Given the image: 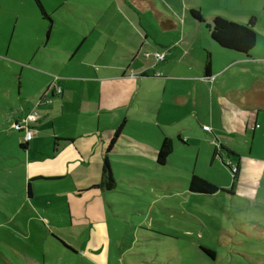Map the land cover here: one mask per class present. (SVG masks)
Returning a JSON list of instances; mask_svg holds the SVG:
<instances>
[{
    "label": "crops",
    "instance_id": "obj_1",
    "mask_svg": "<svg viewBox=\"0 0 264 264\" xmlns=\"http://www.w3.org/2000/svg\"><path fill=\"white\" fill-rule=\"evenodd\" d=\"M41 3L51 24L35 0H0V35L8 39L0 57L18 72L17 92L12 86L5 89L7 98H18L9 119L17 123L37 114L30 124L32 140L24 142L23 131L16 136L29 157L24 164L27 192L20 194L17 208L21 216L16 220L0 209L15 222L13 233L0 230L14 245L4 236L0 245L18 260L0 256L10 264H61L53 250L60 246L70 261L75 256L87 261L77 264H137L123 244L115 253L118 243L110 226L125 194L141 187H131L134 180L145 185L187 182L190 192L194 174L214 183L199 167L203 158L213 163L220 156L238 167L237 180L249 183L251 177L240 173L244 162L264 160L259 156L264 149V57L220 47L207 28L217 16L239 24L255 18L257 45L264 35L258 29L264 0ZM191 10L199 11L204 22L194 19ZM157 52L164 54L163 61L156 60ZM208 55L210 75L205 71ZM120 125L107 154L117 186L94 187ZM166 138L174 150L159 165L157 153ZM244 150L247 156L240 153ZM129 196L135 200L144 193ZM130 203L131 208L146 205Z\"/></svg>",
    "mask_w": 264,
    "mask_h": 264
},
{
    "label": "rangeland",
    "instance_id": "obj_2",
    "mask_svg": "<svg viewBox=\"0 0 264 264\" xmlns=\"http://www.w3.org/2000/svg\"><path fill=\"white\" fill-rule=\"evenodd\" d=\"M259 11H262L261 7ZM1 24L2 20L0 27ZM258 29L262 31L260 33L264 32L263 13ZM263 36L252 51L262 57ZM7 41L0 35V48ZM3 59L0 57V209L8 211L9 216L17 220L16 215L21 216L17 211L20 194L27 192L24 164L29 157L20 149L16 138L20 133L13 129L14 121L9 119L18 98L10 99L5 94L8 86L17 92L18 72ZM240 153L247 156L248 150ZM253 154L258 157L256 151ZM260 155H264V149ZM256 162L255 165L244 162L240 171L242 176L251 177V182L236 179L233 187V174L219 157L213 163L203 158L199 169L219 187L213 195L190 193L187 182H149L145 185L134 180L131 187H141L125 194L123 202L117 205L116 217L110 220L116 236L111 234V238L118 243V248L113 245L115 253L119 255V246L123 244L124 250L129 249V255L137 259V264H264V160ZM136 191L143 192L144 197L134 200L129 196ZM131 201H146V205L131 208ZM7 217L0 213V230L13 233L15 222L7 221ZM3 236L14 245L0 231V238ZM76 248L84 256L80 243ZM53 250L59 253L61 264L87 262L81 256L70 261V257H65L68 252L60 246ZM205 250L213 251L216 257ZM49 251L53 254L51 248ZM0 252L11 262L18 260L8 246L2 248L0 245ZM55 257L51 261L55 262ZM0 264L10 263L0 256Z\"/></svg>",
    "mask_w": 264,
    "mask_h": 264
},
{
    "label": "trees",
    "instance_id": "obj_3",
    "mask_svg": "<svg viewBox=\"0 0 264 264\" xmlns=\"http://www.w3.org/2000/svg\"><path fill=\"white\" fill-rule=\"evenodd\" d=\"M35 4L41 17L49 21L51 24L52 20L47 14L43 4L41 3V0H35ZM190 14L197 21L204 22L203 17L199 11L191 10ZM254 24H255V18H252L248 24H239L230 21L226 18L217 16L214 19H212L210 24L207 25V28L211 39L215 41L220 47L242 53L247 57H251L252 50L256 46L257 38H258L257 32L253 28ZM210 69H211V57L210 55H208L205 65V71L207 75H210ZM121 129H122V125L118 127L109 145L107 146L106 157L102 168L101 182L95 185L94 187H98L106 190H114L117 186V182L114 179L113 174L111 172V167L109 164L107 154L108 152H110L113 145L115 144L117 137L120 135ZM21 148H25L24 144H21ZM173 150H174L173 141L167 138L164 139L157 153V158H156L157 163L159 165H165L167 163V159L173 153ZM215 155L218 156L220 155L219 149H216ZM222 162L226 164V166L231 170L233 174V187H234L239 169L238 167L233 168V166L227 161L222 160ZM189 190L192 193L213 195L219 191V187L216 184L208 181L207 179L194 174L189 182ZM205 252L214 257L215 253L213 251L205 250Z\"/></svg>",
    "mask_w": 264,
    "mask_h": 264
},
{
    "label": "built area",
    "instance_id": "obj_4",
    "mask_svg": "<svg viewBox=\"0 0 264 264\" xmlns=\"http://www.w3.org/2000/svg\"><path fill=\"white\" fill-rule=\"evenodd\" d=\"M155 56H156L157 61H163L165 59L164 54H162L161 52L155 53ZM61 91L62 90L59 86L55 87V92L57 94H60ZM36 121H37V114L30 113L27 115V117L22 122L14 123L13 129L19 132L23 131L25 133L24 142H29L33 138V130L31 129L30 124L35 123ZM203 128L207 131L210 130L208 126H204Z\"/></svg>",
    "mask_w": 264,
    "mask_h": 264
}]
</instances>
